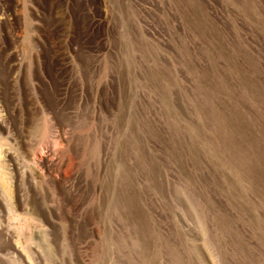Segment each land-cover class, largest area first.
Listing matches in <instances>:
<instances>
[{
  "label": "rangeland",
  "instance_id": "374dc122",
  "mask_svg": "<svg viewBox=\"0 0 264 264\" xmlns=\"http://www.w3.org/2000/svg\"><path fill=\"white\" fill-rule=\"evenodd\" d=\"M0 264H264V0H0Z\"/></svg>",
  "mask_w": 264,
  "mask_h": 264
}]
</instances>
